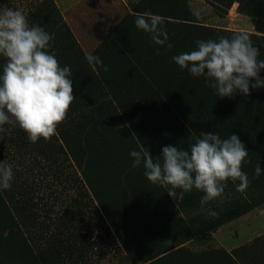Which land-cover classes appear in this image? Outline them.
Segmentation results:
<instances>
[{"label":"rangeland","instance_id":"1","mask_svg":"<svg viewBox=\"0 0 264 264\" xmlns=\"http://www.w3.org/2000/svg\"><path fill=\"white\" fill-rule=\"evenodd\" d=\"M42 1L0 0V10L22 8L29 19ZM223 2L82 0L65 10L57 6L83 51L107 59V85L121 96L118 104L100 109L99 98L93 99L90 90H97V84L90 87L89 78L80 74L84 79L76 89L73 76L76 98L70 110L93 99L95 111L101 113L99 122H107L74 139L84 151L76 157L77 163L67 157L64 166L70 167L66 173L71 170L80 177L76 181L66 175L54 181L50 176L46 186L43 138L32 143L16 127L0 140V161L10 163L14 171L11 188L0 189V264H264V231L251 235L250 226L245 225L237 234L219 240L215 234L220 227L213 228L215 220L207 215L209 210L219 213L243 202L264 206V88H250L248 96L237 91L231 98H220L201 76L175 92L170 101H163L149 88L133 83L140 74L132 72L133 67H120L113 57L115 50L99 48L127 16L151 12L164 18L163 27L172 39L181 34L172 26L177 22L214 29L220 37L245 32L259 49L258 59L264 60V0ZM41 15L42 21H48L44 12ZM183 16L190 21L176 19ZM125 23L130 39L140 40L147 34L134 21ZM183 33L194 39L200 36L191 29ZM137 44L135 49L128 48L135 57L148 59L145 66L139 65L158 74L151 49ZM162 71L167 83L174 68ZM260 75L264 78V71ZM208 131L221 138L235 134L245 144L251 161L242 168L250 182L247 189L238 191L239 181H228L223 195L202 208L203 192L193 189L183 200H173L168 188L144 176L143 165L132 167V150L144 148L155 159L164 146L187 148L192 138ZM257 163L262 168L259 177L254 175ZM100 201L106 204L115 228L99 218Z\"/></svg>","mask_w":264,"mask_h":264},{"label":"clouds","instance_id":"2","mask_svg":"<svg viewBox=\"0 0 264 264\" xmlns=\"http://www.w3.org/2000/svg\"><path fill=\"white\" fill-rule=\"evenodd\" d=\"M134 23L155 44L173 48L163 17L138 13ZM51 40L43 27L29 24L22 8L0 10V57L5 60L0 74V140L19 127L32 143L41 138L49 141L66 120L76 98L72 72L48 51ZM195 45L194 50L174 55L172 60L192 76L205 77L207 86L218 97L231 98L237 91L248 96L250 88H264L260 75L264 60L258 59L259 49L247 33L196 40ZM86 59L94 70L97 65L103 66L98 56L89 55ZM248 156L249 151L237 135L221 138L212 131L192 138L187 148L164 146L155 159L144 148L130 151L132 167L143 165L144 176L152 184L168 188L173 200H183L185 193L193 189L203 192L202 208L223 195L228 181H239L238 191L247 189L250 182L242 168L245 162L251 163ZM261 172L257 163L254 175L259 177ZM13 179V166L0 161V189H10ZM207 215L215 218L218 213L209 210Z\"/></svg>","mask_w":264,"mask_h":264},{"label":"trees","instance_id":"3","mask_svg":"<svg viewBox=\"0 0 264 264\" xmlns=\"http://www.w3.org/2000/svg\"><path fill=\"white\" fill-rule=\"evenodd\" d=\"M232 1L233 0H224L223 4L225 3L226 5H232ZM43 12L46 14V17H48V21L41 20V14H43ZM135 17L136 16H127L126 19L123 20V22L119 25V27L116 28L111 35L105 38L99 48L115 50L113 57L117 60L120 67H133L130 68V70L134 73L140 74V79L133 80L135 85H144L145 87L149 88V90H152L154 93H156L155 96L157 99H161L163 101L168 99L170 101L175 92L189 87L190 84H192V82L197 79V77L192 76L186 69H181L176 63H174L172 57L180 53L194 50L196 47V40H218L220 36H218V32H215V30L211 28L193 26L180 22L173 23L172 26H174V28L181 29V34L177 38H169V42L173 44V48L171 49L173 54H168L166 53L165 47L163 48V46L155 44L150 39V36H147V34H144L142 31L141 34L146 36H141L140 40L129 38V35L125 32V21H135ZM50 19L52 20L50 21ZM176 19L190 21L188 16L176 17ZM28 20L30 25L34 24L41 27L46 25L45 31L52 36L48 51L50 54H55L62 67H70L72 72L71 79H73V76L74 79L75 76L77 77V81H75L76 89L80 88L77 87L78 82L84 79L83 77L79 76L81 74L84 75V77L89 78L91 81L90 87L97 84V90H90L93 92V99L95 96L99 98L100 109L109 108L113 102H115V104L119 103L118 97L119 95L121 96V92H119L117 89L112 90V88L107 85L110 81L106 78L107 73L109 72L107 59H101L103 66L97 65L95 70L92 66H90L86 59L88 55L83 51L79 42L76 40L54 0H43L37 11L32 13ZM190 29L195 30V33H198L200 36L197 39H194L191 37V35L183 36L185 34L183 33V30ZM137 41L138 43L147 44V47L151 49L150 53H152L153 56L151 58L154 59L153 62L155 63L156 68H158V74H152L148 73V71H145L141 65L145 66L146 64L144 60L148 59H143L137 55V57H135L134 50L128 48V45H133L132 47L135 49L138 46ZM145 58L149 57L146 56ZM4 63V58L0 57V74H2ZM139 63H141V65H139ZM134 66L135 68L137 67V69L133 70ZM105 67L107 68L106 71ZM167 67H171L172 69L174 68V71L173 74L169 76L171 77L170 81L165 83L163 81L165 74L162 73V70H166ZM129 81L131 82V78H129ZM93 99L87 100L85 103L80 104L81 106L79 105L78 107L71 109L67 114L66 120L58 126L57 134L54 135L49 141H46V186H48L47 179L51 178H53L54 181L60 180L64 175H66L67 178L75 181L80 178L75 174H71L73 172L71 170H68L66 173L65 170L70 169V167L68 165L64 166V163H66L67 157L75 160L76 157H78V154H81V152L84 151V147L80 149V147L74 143V139L81 132L83 133L85 131V135H88V132H90L93 127L99 126L101 123H105L107 125V122H99L101 113L99 114L95 111V102ZM106 111H108V109L104 110V112ZM71 139L72 142L69 143V140ZM76 161L77 159L75 162ZM35 162L37 163V161ZM76 166L79 170H81L82 167L80 165L76 164ZM81 172L83 173L85 179L84 172L82 170ZM85 181L87 182L86 179ZM9 203L15 206V202L9 201ZM99 205L100 208L97 212L99 214V218L104 219L115 228L117 224L109 216L106 204L100 201ZM259 205L261 204L258 203L256 205H248L243 202L241 204H237L233 208H226L224 211L219 212L218 216L214 218L215 225H213V228H219L224 224L251 212Z\"/></svg>","mask_w":264,"mask_h":264},{"label":"crops","instance_id":"4","mask_svg":"<svg viewBox=\"0 0 264 264\" xmlns=\"http://www.w3.org/2000/svg\"><path fill=\"white\" fill-rule=\"evenodd\" d=\"M57 6L60 8L69 9L70 7L76 5L82 0H54ZM250 226L249 234H258L259 232L264 231V206L256 207L251 212L231 221L230 223L222 226L216 232L215 237L219 240L225 238L228 235L237 234L243 226ZM248 234V235H249ZM247 235V236H248ZM237 241L231 243L232 245L236 244Z\"/></svg>","mask_w":264,"mask_h":264}]
</instances>
